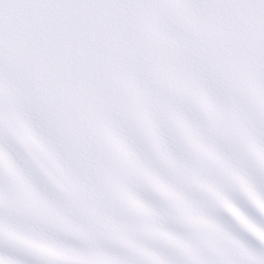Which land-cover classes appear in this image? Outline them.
I'll return each instance as SVG.
<instances>
[{
  "label": "snow or ice",
  "instance_id": "6c2138e0",
  "mask_svg": "<svg viewBox=\"0 0 264 264\" xmlns=\"http://www.w3.org/2000/svg\"><path fill=\"white\" fill-rule=\"evenodd\" d=\"M0 264H264V0H0Z\"/></svg>",
  "mask_w": 264,
  "mask_h": 264
}]
</instances>
